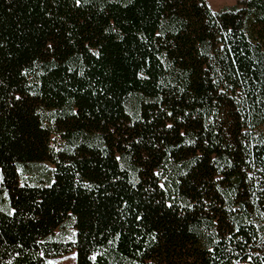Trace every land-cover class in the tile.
<instances>
[{
    "label": "trees",
    "instance_id": "1",
    "mask_svg": "<svg viewBox=\"0 0 264 264\" xmlns=\"http://www.w3.org/2000/svg\"><path fill=\"white\" fill-rule=\"evenodd\" d=\"M70 252L264 264V0H0V264Z\"/></svg>",
    "mask_w": 264,
    "mask_h": 264
},
{
    "label": "rangeland",
    "instance_id": "2",
    "mask_svg": "<svg viewBox=\"0 0 264 264\" xmlns=\"http://www.w3.org/2000/svg\"><path fill=\"white\" fill-rule=\"evenodd\" d=\"M236 1L239 0H206L209 7L212 10H217L225 5H231L234 4ZM73 234V228L71 227V222L67 224V227L64 231V236L70 238ZM48 264H76L75 262V253L70 252L67 254L60 255L55 258H51L48 261Z\"/></svg>",
    "mask_w": 264,
    "mask_h": 264
},
{
    "label": "snow or ice",
    "instance_id": "3",
    "mask_svg": "<svg viewBox=\"0 0 264 264\" xmlns=\"http://www.w3.org/2000/svg\"><path fill=\"white\" fill-rule=\"evenodd\" d=\"M76 2L79 4L80 0H76Z\"/></svg>",
    "mask_w": 264,
    "mask_h": 264
}]
</instances>
